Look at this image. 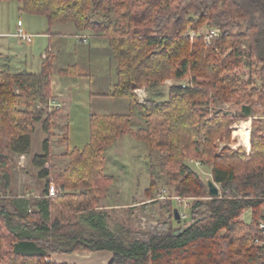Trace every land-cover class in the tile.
Instances as JSON below:
<instances>
[{"label":"trees","instance_id":"trees-1","mask_svg":"<svg viewBox=\"0 0 264 264\" xmlns=\"http://www.w3.org/2000/svg\"><path fill=\"white\" fill-rule=\"evenodd\" d=\"M17 1L22 11L49 23H72L79 32L105 38V54L116 62L111 95L127 110L92 113L89 141L56 155L50 141L59 128L67 146L69 123L48 105L52 76L70 68L58 69L49 53L38 73L0 69V264H66L49 256L78 250L108 251L109 264H264L258 221L264 207V0ZM200 27L220 33L210 43L204 34L192 39L188 31ZM239 65L249 68L246 79L236 71ZM185 78L188 86L172 85L160 100L166 80ZM142 85L152 93L140 101L135 90ZM225 102L238 109H222ZM249 119L250 151L219 149L222 141L235 144L230 127ZM37 123L47 138L30 165L33 178L45 180L44 193L16 196L15 156L31 153ZM127 134L148 145L150 183L141 211L156 214L146 200L162 183L171 192V215L147 229L134 228V205L102 204L117 180L105 172L104 152ZM57 157L67 164L60 166ZM188 160L211 167L219 195L209 192ZM52 183L59 192L48 197ZM172 194L195 198L181 229ZM246 209L250 223L242 219Z\"/></svg>","mask_w":264,"mask_h":264},{"label":"crops","instance_id":"crops-1","mask_svg":"<svg viewBox=\"0 0 264 264\" xmlns=\"http://www.w3.org/2000/svg\"><path fill=\"white\" fill-rule=\"evenodd\" d=\"M8 2L13 1H0V3L3 4ZM16 2L20 11L21 5L17 0ZM27 14L35 16L29 13ZM43 17L45 18L43 21L45 23H43L41 29L38 31L32 25L26 27L22 19L17 21L15 32H17L19 28V21H22V27L25 31L33 35L32 41L29 43L24 42L26 43L25 45H31L34 39L37 38L36 44L33 46L32 50H27L23 53L17 52V48L14 50L10 46L11 44H8V46L0 45V69L9 68L13 72L26 71L29 73H38L41 70L42 61L49 53L55 54L56 66L58 69L70 68L69 73L56 72L52 76L51 86L53 98L51 102L61 104L59 111L62 120L64 121L67 119L69 123V139L67 146L61 142L60 136L62 130L59 128L55 129L56 135L52 138L56 139V143H54L52 139L50 141L52 152L56 155H60L66 148L83 147L89 141L90 117L92 113L109 114L124 112L127 110V104L122 99L111 95L113 85L116 81V62L109 55L105 54L108 41L103 37L95 36L87 31L79 32L72 23H49L48 19L45 16ZM15 32H3V30H1L0 39L9 37L19 39L14 35ZM85 39L87 41H85ZM37 53L39 54L38 58L36 55ZM175 80L177 79H168L165 82L168 89L176 84L174 82ZM38 125L42 129L41 124L38 123ZM42 131L43 135H40L39 144L40 148L43 150V143L47 138V133L43 129ZM237 145L241 146L239 142L233 144L234 147ZM23 156L24 159H21V155L19 156V159L23 161H17V163L22 166H24L22 162L29 163L33 155L30 153ZM16 168H18V166L13 167V195L32 197L35 195L40 196L44 193L45 180L32 178L33 172L25 173L28 178L31 177L34 179L32 184L24 178L22 179L21 186L17 185L19 181L17 179V174H15ZM115 183H117V180ZM27 185L28 187L26 188ZM19 186L23 188L22 191L26 192V194H22V191L16 192ZM35 186L36 188L33 189L32 187ZM113 187L114 186H112V188ZM115 188L117 187L115 186ZM111 189L110 191H112ZM119 192L120 190H118V194ZM108 194L107 192L108 200L102 201L105 202L103 205H107L109 201H114V196ZM133 205L135 206L136 204L134 203ZM244 216L248 218L247 221L249 222L252 218V211L246 209L242 217ZM260 221L263 220L260 219L259 222ZM112 257V253L108 251L89 252L86 250H78L72 254L53 253L49 256V260L66 264H109Z\"/></svg>","mask_w":264,"mask_h":264},{"label":"rangeland","instance_id":"rangeland-1","mask_svg":"<svg viewBox=\"0 0 264 264\" xmlns=\"http://www.w3.org/2000/svg\"><path fill=\"white\" fill-rule=\"evenodd\" d=\"M12 1L13 2H8L4 4L0 3V31L3 30V32L5 31L10 33L15 32L17 21L19 19H22L25 22L26 27L32 25L37 31L40 30L43 23H45L43 22L45 18L43 16H37V15L30 16L24 11L21 10L19 11L16 0H12ZM204 29L205 27H200L197 31L202 33L205 31ZM20 41H21L20 39L9 37L6 39H0V45L8 46V44H11L10 46L14 50L15 48H17L16 49L17 52L23 53L26 52L27 50L30 51L33 49V46L36 44L37 38L34 39V42L31 45H25L26 43ZM36 55L38 58L39 54L37 53ZM236 71H238L241 74V77H243V79H246L249 73V68L244 65H239V67L236 68ZM165 82L160 86V90L164 92V95L163 97L160 98V100H164L167 98L168 86ZM174 82L176 83L174 85H182L183 83H187L188 79L187 78L177 79ZM139 89H144L145 92ZM138 91L142 93L143 100L150 97L152 93L146 85H142L140 88H137L135 90V94L138 100L140 101L142 100L139 97ZM219 106L226 111L227 110L235 111L236 109H238L237 106H235L233 103L230 102L222 103ZM240 121L236 122L234 125L230 127V130L232 131V140L236 142H239V137L235 135L236 125L238 126L243 122H247L248 124H249L248 121L251 122L250 119L245 121L244 120H240ZM137 124L138 121L134 124V127H137L138 126ZM41 134L43 135V131L37 123L36 134L34 135L33 145L31 149V155L43 153V150L40 148V144H39V138H41L40 137ZM52 140L54 141V143H56V139H52ZM232 143L233 142L229 143L227 141H222L219 143V149H222L226 145L235 148L233 145H231ZM236 147H238V145ZM244 148L246 149V147ZM249 151L250 149L247 150V152ZM147 155H148L147 143L136 140L130 134L120 137L111 147L106 149L104 152V156L106 157L107 160L105 172L117 176V183L113 185L114 187L111 189L112 191L108 193L114 196V201L122 205L123 204L133 205L134 203L136 204L135 205L136 216L134 218L133 226L134 228L137 229H147L150 226L156 225L161 217L167 218L169 217V215H171L168 208L166 207L171 192L163 183L155 191L154 198L146 200L147 202H152L153 204H155V207L157 208L156 214L155 215L144 214L140 209V204L144 203L146 199L145 190L148 189L150 183L149 171L147 168V159H148ZM19 156L20 155L15 156V163L16 166H18L19 168V169L16 168L15 170V174H17L18 177L17 179L19 181L17 185L21 186L22 179L24 178L30 181V183L32 184L34 180L32 178L34 176L32 175V178L31 177L28 178L25 175L26 172L23 169L25 168L31 171V173L32 172L34 173V169L30 165V162L29 163L22 162L24 166L19 165L17 161L19 162L23 161L19 159ZM55 161L60 166H65L67 164V159H65L64 157H58V159H56ZM194 162L192 160H188L190 166L199 174L202 181L207 185L208 181L212 180L211 167L203 164L202 162L200 164H196V162L195 163ZM12 178H13V169H12ZM20 186L16 189V192L23 190V188H21ZM115 186L117 188H115ZM217 186L219 187V185ZM27 187L28 185L26 186V188ZM32 188L35 189L36 186ZM118 190H120L119 194H118ZM22 194H26V192L22 191ZM175 196L176 195L172 194V201L174 202L175 207L179 210L181 215V222H179L178 224L179 229H181V226H184L189 222L188 220L189 208L192 202L195 200V198L180 197V200H177L174 198ZM103 203L105 202H102V204ZM116 215L120 218H123L124 216L120 208L117 209ZM251 217L252 218L249 222L247 221L248 218H246L245 216L242 217V219L246 223H250L253 219V215ZM260 219L264 221V207L260 211V216L258 218V221Z\"/></svg>","mask_w":264,"mask_h":264},{"label":"built area","instance_id":"built-area-1","mask_svg":"<svg viewBox=\"0 0 264 264\" xmlns=\"http://www.w3.org/2000/svg\"><path fill=\"white\" fill-rule=\"evenodd\" d=\"M18 24H19V28H18L17 32L14 35L16 37H18L23 42H26V43L31 42L32 39H33V35L28 34L25 31V29L22 27V21H19ZM204 30H205L204 32L200 33V32H198L196 30L190 29L188 31V35H190V37L193 39L197 35L204 34V37H205L206 42L207 43H210L211 40L214 37H217L219 35V33H220L219 29H217V28H205ZM85 41H87V40L85 39ZM182 86L183 87H186V86H188V83H183ZM139 90H143L144 91V89H139ZM138 94H139V97L141 98V100H143L142 93L139 92ZM48 105H49L50 109H52V108H58L59 109V107H61V104L60 103H53L51 101L49 102ZM21 159H24V156L23 155H21ZM192 161L193 162L195 161L196 164H200L201 163L200 161H197V160H192ZM58 192L59 191H58L57 187L54 184H51L50 187H49V189H48L47 196L48 197H54V196H56L58 194ZM174 198L177 199V200H180V197L179 196H175ZM259 226H260L261 229L264 230V221H260L259 222Z\"/></svg>","mask_w":264,"mask_h":264},{"label":"bare ground","instance_id":"bare-ground-1","mask_svg":"<svg viewBox=\"0 0 264 264\" xmlns=\"http://www.w3.org/2000/svg\"><path fill=\"white\" fill-rule=\"evenodd\" d=\"M247 122H243L239 124L238 126L236 125V130H235V135L239 137V144L241 146L244 145L247 149L250 148V131L251 127ZM245 130V131H243ZM243 142V143H242Z\"/></svg>","mask_w":264,"mask_h":264},{"label":"water","instance_id":"water-1","mask_svg":"<svg viewBox=\"0 0 264 264\" xmlns=\"http://www.w3.org/2000/svg\"><path fill=\"white\" fill-rule=\"evenodd\" d=\"M207 186L209 188V192L212 195H219L220 194V188L217 186V184L215 182H213V180H209L207 183ZM174 217L180 222L181 221V215L180 212L177 208L174 209Z\"/></svg>","mask_w":264,"mask_h":264}]
</instances>
